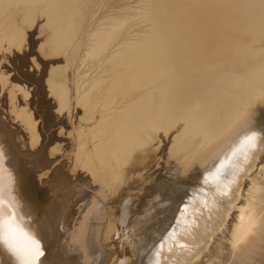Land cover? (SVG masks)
Listing matches in <instances>:
<instances>
[{"label": "bare ground", "instance_id": "6f19581e", "mask_svg": "<svg viewBox=\"0 0 264 264\" xmlns=\"http://www.w3.org/2000/svg\"><path fill=\"white\" fill-rule=\"evenodd\" d=\"M88 2H90V0H0V39L4 40L3 38H5V41H6V43L8 42V44H10V43H12V44L19 43L20 44L22 42V39H23L22 33H21V30H23V28L20 29L18 27L17 23H19L21 20H23V18H28L29 20H33L34 15L36 13H39L40 15L43 16L42 21L44 24L42 23V25H47L46 27H48V30L46 31V36L48 37L47 40L49 41V39H50L52 41V43L49 41L52 44L51 46H53V48L55 50H59L62 46L65 45V43L67 44L68 39L70 37H72L73 33L78 29V26H79L78 23L80 22V19H82L84 16L83 12L85 10V7H87L89 5ZM148 2H149L148 6L146 5V7H145V8H147L148 14H145V16L148 15L149 20L151 22L150 23L151 24L150 25L151 26L150 31H148V30H147V32L144 31L145 34H143L142 36H140V34H142V33H140L139 38L137 37L136 41H134V42L132 41V43L121 46L120 48H118L117 52H115V53L113 52L109 57L108 63H110L111 67H113V70H111L110 76L106 74L107 77L109 78V82L104 84L105 85V91H104V97L102 100V105L104 107L109 106L110 103H113L114 99L117 97H124L125 98V97L130 96V100L128 99L129 100L128 103H126V101L125 102L123 101L124 103H126L125 107L121 108V111L117 113L118 115L116 114L114 116V122L118 123V125H119L117 127V130H112L111 135L109 137H107V140L104 143H100V142L94 143L95 155L98 158L102 159V161H100V162L104 161L105 155L110 156L114 162V164H113L114 166L113 165H112V167L110 166L109 169L111 168V170H109L108 173L106 172L105 176L103 177L104 182L108 183V184L112 182L111 184L115 185L114 182L120 181L119 176H120V173L122 171L125 172V174H126V173H135V171L139 170L137 172L139 174V172H141V171L145 172L144 170H147L145 172V175L143 176V178H145L148 175V172L152 169V167L155 166V165L154 166L152 165L149 167L148 164H151V162H152L151 159H153V157L155 155H158V153H159L158 152L159 148L155 147L154 145H156L155 143L159 142L160 138H155V135L152 132H154V131L159 132L158 129L161 128L164 130L163 132L166 134V133H168L167 131L173 127L177 128L176 131L181 130L180 135L183 137H187V140L191 142V145H193L194 148H192V153H193L192 156L197 155L199 157V161H200L199 163H202V174L203 175H205V176L210 175L211 176V174L214 173L216 170H219L220 172L221 171L225 172L226 173L225 175H227V174L230 175L231 171H234V173H237L239 171L240 176L246 175L248 172L250 173L251 172L250 170L254 167L256 159H258V157L256 155L259 153L260 150H258V151L255 150L254 156H252L251 158L248 156L244 157L245 156L244 151L246 149V146L243 145L242 147H244V148H242V149L238 148V146H239L240 141L243 140L244 137L256 136V134L258 133L257 132L258 130L256 132L255 131L251 132V130L255 127L256 122L259 119V116L254 115L251 120L246 121L245 120L246 112L247 111L251 112V110L254 109L256 106H259V105L264 106V46H258V45L256 46L255 45L256 48L251 47L255 42L257 44H260V43L262 44L264 42V36H262L263 38H260V35H262V34L264 35V0H148ZM144 5H142V6H144ZM135 9H137V8H135ZM137 13H138V11H137ZM138 14H140L139 16H141V13H138ZM39 16H38V18H40V17L42 18V16H40V17ZM110 16H112V15H110ZM121 16H123V15H121ZM145 16H144V18H145ZM19 17H21L22 19L19 22H17ZM114 17L112 16L109 19H112ZM106 18L108 19V17H106ZM118 18H120V17H118ZM146 18L144 20H146ZM114 19H112V20H114ZM123 20L126 21V19L120 18L119 23H120V21L122 22ZM103 21H104V23H103L104 25H102V24L101 25H102V27L103 26L105 27V21L106 20H103ZM32 22L30 21V23H32ZM108 22H107V24L109 25ZM140 22H142V21H140ZM21 23H23V22H20V25H22ZM30 23L28 21V24H30ZM117 23H118V20H117ZM117 23L112 24V27H114L113 25H115V27H116L118 25ZM144 23H146V21ZM120 24H123V22ZM120 24L118 25L119 28L117 27L118 29H120V26H122ZM146 25H148V24H146ZM36 26H37V23H36ZM36 26H35V28H37ZM144 26H145V24H144ZM137 27H139V26H137ZM147 27L141 26V28H143V29H145V28L147 29ZM109 28H107L106 30L102 29L103 31H98L100 29H98V30L95 29L96 31L93 30L94 31L93 34L91 32V34H92L90 37L91 39L89 38L91 43H89L90 47L88 48V50L86 52V56L87 55H89V56L94 55L93 58H95V55H96V57H97V54L100 55V53H104L106 51V49H107L106 47H107L108 43H112L113 41H115L118 33H116V35H115V33L112 31V29H114V28H112V29H109ZM27 29L29 31L28 27H27ZM118 29H114V31L116 30V32H117ZM31 30L32 29H30V31ZM123 32H125V31H123ZM142 32H143V30H142ZM244 34H251V35L249 37H244L243 36ZM89 36H90V34H89ZM24 44H22V47ZM11 45H9V46L11 47ZM9 46H7V48ZM17 48L18 47H16V50H17ZM12 49H13V47H12ZM20 49H21V47H20ZM41 52H42V50H41ZM41 52L39 50V53H41ZM46 52H48V50ZM57 52L59 53V51H57ZM57 52H56V54H57ZM2 56H3V53H2ZM26 56L28 57V55H26ZM28 58H30V57H28ZM30 60L32 62L31 58H30ZM91 60H92V58H91ZM2 61H3V59H2ZM30 65H31V63H30ZM110 65H108V67ZM29 68H31V67H29ZM109 68H107V69H109ZM34 69H36V67ZM54 70H55V68H54ZM0 71H3V70H0ZM47 71H46V73H47ZM109 71H110V69H109ZM3 74H4V72H3ZM44 77H46V76H44ZM48 77H49V75H48ZM107 77H105V78H107ZM2 78L3 77L0 76V80ZM23 80H24V78H23ZM52 80L53 79H51V81ZM18 81L16 80V82H18ZM41 81H43V80H41ZM47 81H48V79H47ZM49 84H50V82H49ZM54 84H55V82H54ZM43 85H44V83H43ZM20 88L21 87H19V89ZM41 88H42V86H41ZM45 88H44V90H45ZM56 88H57V84H56ZM4 90H5V88H4ZM13 90H11L12 93H13ZM46 91L48 92V90H46ZM3 92H1V93H3ZM64 92L61 91V96H64ZM47 94L50 95L51 92H49ZM53 95H55V94L53 93ZM58 95H59V91H58ZM131 95H133L132 96L133 98L131 97ZM48 99L49 98H47V100ZM56 100H58V99H56ZM81 101L82 100H80L79 103H81ZM55 103H56V101H55ZM20 109H21V107H20ZM21 110H23V108ZM18 111H19V109H18ZM17 114H18V112H17ZM57 114L59 115V113H57ZM54 115H55V113H54ZM61 115H62V113H61ZM16 116H19V114ZM186 116L190 120V123L187 124L184 128L182 127V125L180 126V124L178 126H176L179 123L180 118L186 117ZM21 117H19V118H21ZM47 121H49V120H47ZM47 121H46V123H47ZM21 122H24V121H21ZM258 123H259V121H258ZM48 124L50 126L49 122H48ZM26 125H27V123H26ZM5 126L2 124V122L0 120V222H3L2 226H0V233H2L5 237H7L9 234V228L10 227H16V228L20 229L21 231H23L24 233H27L29 236H32L33 238L38 240L39 244H40V249L43 251L44 255L39 257L37 259V261L35 262V264H80V263L86 264L87 260L84 259L87 255L86 251H85V253H83V256L81 255L82 256L81 262L79 263V262H77L76 258H74L70 253L65 252L64 241H63V243H60L58 241V233H59L60 228L58 227V224L55 221V218H56L55 210H56V206H58L57 201H55V199L52 198V196L49 199V201H47L46 200L48 197L47 195H49L50 193L47 194L41 190L37 191L32 187V185H30L28 183L29 178H27V174H26L27 173L26 172V159L24 158V152L25 151L20 149V147L17 146V144L13 140V136H14V135L12 136L13 133H10V130H8L10 128L7 129V127H5ZM24 126H25V124H24ZM30 129H31V127H30ZM58 130H60V129H58ZM61 132H64V130H62ZM18 134H20V133H18ZM18 134H16V136ZM66 134H67V132L65 133V135ZM38 136H36V137L38 138ZM19 137H21V136H19ZM21 138H23V137H21ZM245 140H247V139H245ZM23 142H25V141H23ZM73 142H74V140H73ZM247 142L248 141H245V143L244 142L243 143L246 145ZM24 144H25V146H27L26 143H24ZM71 144H73V143H71ZM59 151H60V149H59ZM56 153H58V152H56ZM79 153H81V152H79ZM248 153H250V151ZM213 155H214L215 159L213 161H211V163H209L208 161L210 160L211 157H213ZM30 156H31V154H30ZM51 156H52V154H51ZM49 158H47V159H49ZM79 159H81V158H79ZM40 160H42L41 157H40ZM83 160H84V157H83ZM107 160H108V158H107ZM77 161H78V159H77ZM80 161H82V159ZM149 161H151V162L149 163ZM40 162H39V165L41 164ZM104 163H106V161H104ZM104 163H102V164L100 163V164L104 166ZM47 165H46V167H47ZM50 166H51V164H50ZM157 166H159V165H157ZM233 167H234V170L232 169ZM261 167H263V165H261ZM89 168H90V166H89ZM104 168L107 169V167H104ZM41 169L42 168H40V170ZM92 171H93V169H92ZM32 172H33V170H32ZM56 172H57V170H56ZM79 172H83V171L80 170ZM84 172H85V170H84ZM141 174H142V172H141ZM49 175H50V173H49ZM127 175L128 174H126L125 178H127ZM137 175H136V177H137ZM237 176H238V174H237ZM45 177H44V179H45ZM50 177H49V179H50ZM26 178L28 179V181ZM31 178H33V177L31 176ZM63 178L65 181V176ZM123 179H124V177H123ZM146 179H148V178H145L144 181ZM235 179H236V177H235ZM33 180H34V178H33ZM160 180H157V181L155 180V181L160 182ZM253 181H255V180H253ZM29 182H31V181H29ZM47 182H46V184H47ZM236 182L234 181V183H236ZM58 183H60V182H58ZM105 183H103V184L105 185ZM234 183H232V185ZM33 184H34V181H33ZM46 184H45V186H46ZM68 184H70V183H68ZM236 184L239 185L241 183H236ZM167 185L170 188V185L169 184H167ZM251 185L249 186L250 187L249 190H255L257 192L258 187L255 186V187H253L254 189H252ZM48 186H50V185H48ZM71 186H72V184H71ZM108 186L106 189H109ZM253 186H254V184H253ZM160 187H162V186H160ZM173 188L174 187H172V189ZM56 189H59V188H56ZM70 189H72V187ZM46 191H48V190H46ZM104 191H107V190H104ZM189 191L192 192V190H189ZM175 193H176L175 197L177 198V196H178L177 192H175ZM61 194L62 193H60V195ZM77 194L79 195L80 193H77ZM96 194L93 196V200H94V197L96 196ZM55 195L56 194H54V196ZM78 195H77V197H78ZM163 195L165 196V194H163ZM213 195H215L214 192H213ZM103 196H102V198H103ZM252 196L255 197L254 195H252ZM58 197H60V196H58ZM78 198H75V199L78 200ZM173 198L174 197L171 198L172 201H173ZM176 198H175V200H176ZM196 198H198V197H196ZM199 198H201V197H199ZM199 198H198V200H199ZM248 198H251V197H248ZM248 198H247V200H248ZM257 198H258V196H257ZM257 198L256 199L253 198V199L257 200ZM142 199H144V198H142ZM219 199H221V198H219ZM122 200H124V198ZM140 200H141V198H140ZM258 201L259 200H257L256 202H258ZM190 202H191V200H190ZM251 202H252V200H251ZM66 203H67V201H66ZM81 203H82V201H81ZM99 203L100 202H98V204ZM68 204H70V202ZM79 204L80 203H78V206H80ZM118 204H119V201H118ZM217 204H219V203L217 202ZM249 204H251V203H249ZM253 204H255V201ZM145 205H147V204H145ZM195 205H193V206L195 207ZM105 206H106V204H105ZM116 206L118 207V205H116ZM116 206H115V210L119 211L120 207L117 208ZM119 206H120V204H119ZM246 206H247V202H246ZM250 206L251 205H249V207ZM210 207H212V206H210ZM238 207H239V209H238L239 213L237 215V220L234 223L232 232L230 234L231 237L233 238L232 241H234V244L237 241L243 240L249 232L254 230V227L252 228V226L256 222V220H254L251 213L248 212L249 214H246L245 207L243 205L238 206ZM251 207H253V206H251ZM170 208H172V207H170ZM247 208H248V206H247ZM92 209H93V206H92ZM110 209H111V206H110ZM196 209H198V207ZM96 210H97V206H96ZM177 210H179V209H177ZM254 210H255V208H254ZM101 211H102V209H101ZM116 212L115 211L113 212L115 216H116ZM148 212L151 213L149 210H148ZM161 212H162V210H161ZM167 212H166V214H167ZM197 212H198V210H197ZM149 213H148V215H149ZM170 213H172V212H170ZM227 213H225V214H227ZM114 215H113V218H114ZM142 215H143V213H142ZM146 215H147V213H146ZM172 215H174V214L172 213ZM86 216H87V214H86ZM104 216H105V214H104ZM168 216H170V215H168ZM60 217H62V216H60ZM146 217H148V216H146ZM146 217L144 216V219ZM164 217H166V215ZM177 217L174 216V218H177ZM224 217H225V215H224ZM224 217H223V220H224ZM84 218H86V217H84ZM123 218H126V217H123ZM108 219H109V217H108ZM138 219H140V218H138ZM164 219L165 218H163V220H162L163 222L161 225H165L163 223L167 220H164ZM177 219H175V220H177ZM142 220H143V218H142ZM156 220H157V218H156ZM158 220H160V219H158ZM110 221H111V219H110ZM146 221H148V220L146 219ZM158 222L159 221H157L156 223H158ZM257 222H259V221L257 220ZM137 223H139V222H137ZM177 223H178V220H177L176 224ZM188 223H184V224H187V226H188ZM70 224H71V222L69 219V222H67V225H66L68 231H70L72 228V225H74V224H71V225ZM82 224L84 225L85 222L83 223V221H82ZM120 224H121L120 221L117 219L115 221H113L112 223L108 222L105 226L103 225L104 227H102V225L100 224L102 227V229H101L102 232L101 231L99 232L100 236L98 235L99 236L98 241L102 240V241H105L108 243L109 240H114V243L107 247V252H109V255H110V259L108 261V264H134L137 260V256L141 252V247L146 243L147 239L145 236L150 234V232H148L147 229L145 230L143 227H140L139 229L135 227V229H138V230H135V229L131 230V229H128V227H129L128 226V227H126L127 230H125L124 227H122V225H120ZM134 224H136V223L134 222ZM87 225H89V224H87ZM140 225H142V224H140ZM151 225H152V223H151ZM201 225H203V224H201ZM138 226H139V224H138ZM153 226H152V228H153ZM157 226H159V224L156 225V227ZM187 226H183V227H185V230H187L186 229ZM165 227H166V225H165ZM191 227H190V229H191ZM141 228H143V229H141ZM154 228H155V226H154ZM169 230H171V229H169ZM68 231L66 233H68ZM144 231H146V232H144ZM88 232H89V230H88ZM88 232H86V233H88ZM184 233L182 235H184ZM168 234H169V232H168ZM168 234H167V236H165L166 233L165 234L162 233L161 236L162 235H163V237L165 236L164 241L161 239V236H160L158 239H156L154 242H152L150 244L147 251H143L144 256L141 259L140 264H169V262H172V261H170V254L173 253V250H175V248L177 246V245L174 246V244H172L173 243L172 241L175 242V240L169 239L170 240V244H168V246H169L168 250H170L169 254H168L169 257H163L164 252L167 250H165L166 249L164 247L165 244H161L162 242H160V240H162L163 242H166V239L170 238V237H168ZM170 234H169V236H170ZM175 234L176 233L173 234L174 237L171 236V239L176 237ZM81 236H82V234H81ZM83 236H85V235H83ZM202 236H203L201 238L202 243L200 245L202 247H205L209 238H210V233H206L205 235H202ZM65 238H66V236H65ZM71 238H72V236H71ZM71 238L68 239V242H70ZM180 238L181 237H179L178 239H180ZM195 238H196V236H195ZM201 240H200V242H201ZM65 242H67V241H65ZM133 242L136 243V245H134V246H136V250L134 248L135 251L134 250L132 251V248L134 247ZM19 243L23 246L27 243V241L24 239V237H19ZM99 243H100V241H99ZM177 243L179 244V241ZM180 244H181V241H180ZM182 244H184V243H182ZM84 245L86 246V244H84ZM161 245H163V247L165 249L162 248ZM102 246H103V244H102ZM160 246H161V248H160ZM171 246H172V248H171ZM97 247H99V245ZM177 247H179V246H177ZM68 248H70V247H68ZM71 248H72V246H71ZM179 250H181V249H179ZM200 250L194 249L193 254L195 253V255H198V253H200ZM78 251L81 252V250H78ZM93 251H95V249ZM116 251L119 252V256H117V257H116V255H114V252H116ZM185 251H186V249L183 251V253H186ZM191 251H192V249H191ZM190 252L188 251L189 254H190ZM91 253H93V252H91ZM182 254L180 253V255H182ZM187 254H186V256L189 255V254L188 255ZM173 255H171V258ZM89 257H92V256L90 255ZM191 257H192V255H191ZM99 258H101V256ZM178 261H180V260H178ZM88 263H89V261H88ZM0 264H18L17 257L6 246V244L3 241H0Z\"/></svg>", "mask_w": 264, "mask_h": 264}, {"label": "rangeland", "instance_id": "374dc122", "mask_svg": "<svg viewBox=\"0 0 264 264\" xmlns=\"http://www.w3.org/2000/svg\"><path fill=\"white\" fill-rule=\"evenodd\" d=\"M148 3H149L148 0H90V2H88L89 5L87 4L88 6L85 7V10L83 12L84 14L83 18L80 19V22L78 23L79 24L78 29L73 33L72 37L68 39L67 44L65 43V45L62 46L59 50H55L53 46H51L52 41L50 39L49 41L51 43L47 40L48 37L46 36V31L48 30V27H46L47 25H42L43 16L40 15L39 13H36L34 15L33 20H29L28 18H23V20H21L22 19L21 17H19L20 19L18 18L17 22H19L20 20H21L20 22H23V23L25 22L24 24L21 23L22 25H20V22L19 23L16 22L20 29L23 28V30H21L23 39L20 44L19 43L8 44V42L6 43L5 38H3L4 40L0 39L1 40L0 41V52H1L0 53V59H1L0 60V70H3V71H0V76L3 77L0 80V93L4 91L3 93L0 94V97H1L0 98V102H1L0 103V120L4 126L6 125L5 127H7V129L10 128L8 130H10V133H13L12 134V136L14 135L13 140L15 141L17 146L20 147V149L25 151L24 158L26 159V172H27L26 174H27V178H29V181L31 182H29L27 178L26 179L28 183L32 185V187L35 190L37 191L41 190L47 194L50 193L49 195H47L48 196L46 199L47 201H49L51 196L52 198L55 199V201H57L58 206H56V210H55L56 212L55 221L58 224V227L60 228L59 233H58V241L60 243H63L64 241L65 252L70 253L74 258H76L77 262L79 263L81 262V257L83 256V253H85L86 251L87 255L86 257L84 256L85 257L84 259L87 260L86 264L88 263V261L90 264H108L110 255H109V252H107V247L109 245H112L114 243V240H109L108 243L105 241L99 240L100 241L99 243L98 237L100 236L99 232L101 231L102 227H104L108 222L112 223L113 221L117 219L120 221L121 223L120 225H122V227H124L125 230H127L126 227L128 226H129L128 229H131V230H134L135 227L138 229L140 227H143L145 230L147 229V231L150 232V234L145 236L147 239L146 243L141 247V252L137 256V260L134 264H140L141 259L144 256L143 251H147L150 244L154 242L156 239H158L162 233L163 234L166 233L165 236H167L168 232L169 234L171 232L173 234L176 233L175 234L176 237L171 239V236H173V234L171 233L172 235L170 234V236L168 234V237L170 238L167 237L168 239H166V242H167L166 243V242H163L165 240V236L164 237L163 235L161 236V239L163 241L160 240V242H162L161 244H165L164 247L166 249L163 247V245L161 246L162 248L167 250L164 252L163 257H169L168 254L170 250H168L169 249L168 244H170V240H175V242L172 241L173 242L172 244H174V246L176 245L179 246V247L176 246L175 250H173V253L170 254V261L172 262L168 261L169 264H264V135H263L264 134V106L259 105V106H256L254 109H252L251 112L249 111L246 112V116H245L246 121L251 120L254 115L259 116V119H258L259 123L257 121L255 127L251 130V132H254V131L256 132L258 130L257 131L258 133L256 134V136L244 137L243 140L240 141L238 148L242 149L244 148L242 147L243 145L246 146V149L244 151V154H245L244 157L248 156L250 158L254 156L255 150L256 151L260 150L258 153L259 155L258 154L256 155L258 159H256L254 167L250 170L251 172L250 173L248 172L246 175L240 176L239 171L237 173H234V171H231L232 174L230 173V175L228 174L225 175L226 174L225 172L223 171L220 172L219 170H216L214 173L211 174V176L203 175L202 174V163H199L200 162L199 157L197 155L192 156L193 154L192 148H194L193 145H191V142L187 140V137H183L180 135L181 130L176 131L177 128L173 127L174 129L170 128V130H168L167 131L168 133L166 134L163 132L164 130L161 128L158 129L159 132L157 131L152 132L154 133L155 138H160L158 142L159 144L155 143L156 145H154L155 147L159 148V151H158L159 153L158 155H155L153 157V159L155 158L154 160L151 159L152 162L149 161V163L151 162V164H148L149 167L152 165L153 166L155 165V166L152 167V169L148 172V175L145 177L148 179L144 181L145 178H143L147 170H144L145 172L141 171L142 174L141 172H139L140 175L137 173L139 170L135 171V173H126L128 174L127 178H125L126 177L125 172L121 170L123 173L122 172L120 173V176H119L120 181L114 182L115 185L118 183L116 186L112 185L111 184L112 182L108 184V183H105L103 180V177L105 176L106 172L108 173V171L111 170V168L109 169V167L110 166L112 167L114 162H113V159L108 155H105L106 158L103 156L104 161H106V163H104V161L100 162L102 161V159L98 158L95 155L94 143L96 142L104 143L107 140V137L111 135L112 130H117V127L119 125L118 123L114 122V116L118 112H120L121 108H124L126 103H128L130 100V96L125 97V98L117 97L114 99L113 103H110L109 106L104 107L102 105V100H103L104 91H105L104 84L109 82V78L107 77V75L110 76L111 74L110 72L111 70H113V67H111L110 63H108L109 57L113 52L114 53L117 52L118 48H120L121 46L132 43V41L133 42L136 41L137 37L139 38L140 33H142L140 34V36H142L143 34H145L144 31L146 32L147 30L150 31L151 22L149 20L148 15L145 16V14H148L147 8H145L146 5L148 6ZM137 11L138 13H141V16H139L140 14H138ZM39 15L42 16V18ZM110 15H112L113 17L115 16L114 17L115 19L114 18H112L114 20L109 19L112 17ZM38 16L41 19L38 18ZM144 16L145 18L147 17L146 20H144L145 19ZM106 17H108V19ZM118 17H120L121 19L123 18L126 19V21L125 20L122 21L125 26L123 24H120L122 23L121 21L119 23L120 18ZM103 20H106L107 22L109 21L108 22L109 25L105 21L106 28L104 26L102 27V25H104ZM117 20H118V23H117ZM28 21L29 23L30 21L31 22L33 21V22L28 24ZM140 21H142L143 23ZM145 21L146 23H144ZM36 23H37V26H36ZM116 23L118 25L119 24L122 25L120 26V29H118L119 28L118 25L116 27L115 25H113L114 27H112V24H116ZM35 26L37 28H35ZM141 26L143 27L148 26V27L147 29L146 28L143 29L141 28ZM27 27L29 28V31ZM107 28L118 29L117 32L116 30L114 31V29H112L115 35L116 33H118L115 41H113L112 43H108L106 47L107 49L105 48L106 51L104 53H100V55L97 54V57L96 55H95V58H93L94 55L86 56V52L88 48L90 47L89 43H91L90 37L94 33L93 30L100 29L98 31H103V30H106ZM30 29H32L33 31L32 30L30 31ZM142 30L144 33L142 32ZM250 35L251 34H244L243 36L249 37ZM262 36L264 35L263 34L260 35V38H263ZM22 44H24L23 45L24 48L22 47ZM9 45H11V47ZM255 45L264 46V42L262 44L261 43L257 44L255 42L251 47L256 48ZM7 46H9L10 48L9 47L7 48ZM19 46L21 47V49ZM16 47H18L17 50H16ZM39 50L40 52L42 50V52L39 53ZM47 50L48 52H46ZM57 51H59V53ZM2 53H3V56H2ZM26 55H28V57L32 59V62L30 58H28ZM90 57L92 58V60ZM108 65H110L109 66L110 68L108 67ZM35 67L36 69H34ZM107 68H109L110 71ZM51 79L53 80L51 81ZM16 80L17 81L19 80L18 81L19 83L16 82ZM42 82L44 83L45 86L43 85ZM56 84H57V88H56ZM59 85L60 86L62 85V86L60 87ZM19 87L21 88L19 89ZM43 87L44 88L46 87L45 90ZM11 90H13L14 94L11 92ZM46 90H48V92ZM58 91H59V95H58ZM61 91L62 92L65 91L64 96H61ZM49 92H51L52 95L51 94L48 95L47 93ZM53 93L56 96L57 95L58 96L56 97L55 95H53ZM132 96L133 95H131V97ZM47 98L49 99L47 100ZM80 100H82L81 103H79ZM123 101L124 102L126 101V103H124ZM20 107L21 109L23 108L24 111L21 110ZM18 109L20 112L18 111ZM17 112L19 116H16L18 115ZM57 113H59V115ZM19 117H21L23 120ZM46 119L49 121H47ZM21 121H24V122H21ZM25 122L27 123V125ZM48 122L50 123V126ZM189 123H190V120L186 116V117L180 118L179 123L176 126L180 124V126L182 125V127L184 128ZM62 130H64V132H61ZM66 132L67 134L65 135ZM16 134L18 135L16 136ZM36 136H38V138ZM245 141H248L246 145L244 144ZM24 143H26L28 147L25 146ZM71 143H73L74 145ZM247 149L250 151V153H248L249 151ZM34 152L35 153L37 152V153L35 154ZM77 156L81 158L82 161H80L81 159H79ZM40 157L42 160H40ZM46 157L47 158L50 157V158L47 159ZM83 157H84V160H83ZM214 159L215 157L213 155V157H211L208 162L211 163V161H213ZM39 162L41 163L40 165H39ZM100 163L101 164L104 163V166L101 165ZM88 165L90 166V168ZM261 165H263V167H261ZM39 167L42 169L40 170ZM104 167H107V169ZM232 169L234 170V167ZM80 170L83 172H79ZM237 174L239 177L237 176ZM31 176L34 178V180L33 178H31ZM64 176H65V181L63 178ZM122 176L124 177V179ZM155 180L156 181L160 180V182H156ZM33 181H34V184H33ZM234 181L235 182L237 181L236 183H241L239 184L240 186L234 183ZM103 183H105V185ZM166 183L170 185V188ZM232 183L234 184L232 185ZM48 185H50L51 187ZM106 185L107 186L109 185L108 186L109 189H106L107 188ZM250 185L252 186L251 187L252 189H254L253 187L255 186L258 187L257 188L258 190L256 189L257 192L255 190H249ZM47 187L48 188L50 187V188L48 189ZM71 187L72 189H70ZM172 187L174 188L172 189ZM56 188H59V189H56ZM104 190H107V191H104ZM189 190H192V192ZM175 192H177V195H178L177 198L175 197L176 196ZM213 192L215 195H213ZM60 193L62 194L60 195ZM77 193H80L79 195L81 197ZM54 194L56 195L54 196ZM95 194H96L95 196L96 198L94 197V200H93V196ZM163 194H165V196ZM77 195L79 198L77 197ZM252 195H254L255 197H253ZM102 196L104 199L102 198ZM74 197L78 198V200H76ZM172 197H174L173 201L171 200ZM196 197L198 198L201 197V198H199L198 200V198ZM248 197H251V198H248ZM123 198L124 200H122ZM253 198L254 199L257 198V200L259 201L256 202L257 200H254ZM253 200L255 201V204H253L254 203ZM118 201H119L120 206L118 204ZM69 202L70 204H68ZM98 202L100 203L98 204ZM217 202L219 204H217ZM246 202H247L248 208L246 206ZM78 203H80L79 204L80 206H78ZM248 204L253 206L256 211L254 210L253 207L250 206L251 207L250 208ZM116 205L120 207L119 211L115 210ZM193 205H195V207ZM241 205L245 207L246 214L251 213V215L253 216L254 220H256V222L252 226V228L254 227V230L249 232L243 240L237 241L234 244V241H232L233 238L231 237L230 234L232 232L233 225L237 220V215L239 213L238 206H241ZM92 206H93V209H92ZM96 206H97V210H96ZM110 206H111V209H110ZM197 207L198 209H196ZM160 209L162 210V212ZM148 210L151 213H149ZM166 210L167 211L169 210L168 212L169 213L172 212L174 215H172V213L169 214ZM114 211L115 212L117 211L116 216L113 213ZM141 212L143 213V215ZM225 213H227L228 215ZM113 215H114V218H113ZM165 215L167 218L164 217ZM224 215L226 218L224 217ZM144 216L145 217L148 216V217L144 219ZM174 216L176 217L178 216L179 218L178 217H177L178 219L174 218ZM123 217H126V218H123ZM223 217H224V220H223ZM136 218L137 219L140 218V219L137 220ZM163 218H165L164 220H167L163 223L166 225V227L165 225H161L163 222L162 221ZM69 219H70L71 224H74L72 225V228L70 231H68L67 226H66L67 222H69ZM146 219L148 221H146ZM158 219H160L161 221ZM175 219L178 220L177 224H176L177 220ZM257 220L259 222H257ZM82 221L83 223L85 222L84 225L82 224ZM157 221L159 222L156 223ZM134 222L136 224H134ZM184 223H188V226L187 224H184ZM100 224L102 225V227ZM158 224L159 226L156 227V225ZM153 225L155 226V228ZM183 226H187L186 228L187 230H185V227ZM190 227L191 229L193 227L194 228L191 230ZM138 229H135V230H138ZM67 231L69 234L66 233ZM182 232L183 233L185 232L184 235H182L183 234ZM206 233H210V238L206 246L202 247L200 245L202 243L201 238L203 237L202 235H205ZM65 236L67 239L65 238ZM178 236L181 238L178 239L179 238ZM70 238L71 240L70 242H68V239ZM178 241H179V244L181 241L180 245L177 243ZM84 244H86V246ZM98 245L99 247H97ZM134 245H136L135 242H133V246ZM134 248L136 250V246L132 248V251L134 250ZM193 248L198 249V250L201 249L200 253H198V255H195V253L193 254V251H194ZM94 249L95 251H93ZM185 249H186L185 251L186 253H183ZM78 250H81V252ZM188 251L189 252L191 251L190 254L188 253ZM180 253L181 254L183 253V254L180 255ZM89 254L92 257H89L90 256ZM186 254L188 256H186ZM114 255H116V257L119 256V252L118 251L114 252ZM171 255H173L174 257L172 256L171 258ZM191 255L193 258L191 257ZM100 256L101 258H99Z\"/></svg>", "mask_w": 264, "mask_h": 264}, {"label": "snow or ice", "instance_id": "6c2138e0", "mask_svg": "<svg viewBox=\"0 0 264 264\" xmlns=\"http://www.w3.org/2000/svg\"><path fill=\"white\" fill-rule=\"evenodd\" d=\"M2 223L0 222V226H2ZM19 237H24L27 243L22 246L19 243ZM0 241H3L15 254L18 264H35L37 259L44 255L40 249L39 241L16 227L9 228L7 237L0 233Z\"/></svg>", "mask_w": 264, "mask_h": 264}]
</instances>
